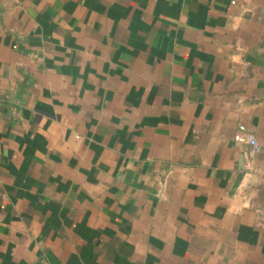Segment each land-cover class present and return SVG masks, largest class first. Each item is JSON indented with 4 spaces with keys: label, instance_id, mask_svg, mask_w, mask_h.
<instances>
[{
    "label": "crops",
    "instance_id": "obj_1",
    "mask_svg": "<svg viewBox=\"0 0 264 264\" xmlns=\"http://www.w3.org/2000/svg\"><path fill=\"white\" fill-rule=\"evenodd\" d=\"M0 13V264H264V0Z\"/></svg>",
    "mask_w": 264,
    "mask_h": 264
},
{
    "label": "built area",
    "instance_id": "obj_2",
    "mask_svg": "<svg viewBox=\"0 0 264 264\" xmlns=\"http://www.w3.org/2000/svg\"><path fill=\"white\" fill-rule=\"evenodd\" d=\"M2 26L1 13H0V29ZM240 128L244 130V125H241ZM235 141L238 143L247 144L250 147V155H255L261 150V144L257 137L253 133L239 132L234 137Z\"/></svg>",
    "mask_w": 264,
    "mask_h": 264
}]
</instances>
